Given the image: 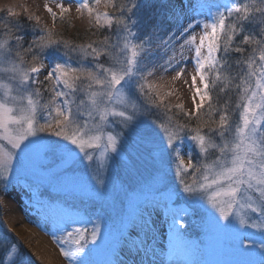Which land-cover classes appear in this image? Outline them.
I'll return each mask as SVG.
<instances>
[{
    "label": "snow or ice",
    "instance_id": "1",
    "mask_svg": "<svg viewBox=\"0 0 264 264\" xmlns=\"http://www.w3.org/2000/svg\"><path fill=\"white\" fill-rule=\"evenodd\" d=\"M55 2L59 13L46 6L53 21H66L75 4L91 17L92 35L109 31L76 44L46 26L37 28V19L35 38L27 42L22 21L3 25L0 64L11 83H0V181L46 189L71 181L83 193L71 199L101 202L92 217L67 211L57 223L69 264H87L106 235L114 238L108 264H157L152 211L161 207L176 237L183 239L193 224L202 235L212 226L264 264V0H180L171 14L170 0H160L150 17L156 21L153 31L144 36L134 27L143 8L136 0H108L112 14L96 11L101 0ZM189 67L194 111L181 106L179 122L149 78L174 71L179 79ZM220 91L239 96L238 122L232 120L230 96L221 98ZM152 109L163 110L158 125ZM185 141L198 148L195 155L181 151ZM170 175L177 184L167 183ZM160 186L169 194L163 204L155 196L148 199ZM116 192L124 194L119 206ZM56 194L55 201L76 207ZM104 204L116 210L115 218ZM204 244L201 239L188 246L199 251ZM24 256L13 244L0 264H25Z\"/></svg>",
    "mask_w": 264,
    "mask_h": 264
},
{
    "label": "rangeland",
    "instance_id": "2",
    "mask_svg": "<svg viewBox=\"0 0 264 264\" xmlns=\"http://www.w3.org/2000/svg\"><path fill=\"white\" fill-rule=\"evenodd\" d=\"M136 2L142 4L143 8L136 17L137 25L134 27L138 31L139 35L144 36L153 31V26L156 21L154 18H150L151 14L154 12L150 9L152 6L155 8L159 4L160 0H136ZM235 2L245 3L247 0H235ZM46 6H51L53 11L59 13L55 0H0V41L4 39L3 25L15 22L17 19L34 25L38 19L39 25L36 26L37 28L39 26H46L53 33L58 34L64 39L66 38L63 37L61 33L63 28H60L58 23H65L68 27L69 35H66V40L70 43L76 44L81 43L72 41L70 38L72 35L83 33L90 29H92L93 32L96 31V29L93 28L92 19L86 11H79L81 13V15L78 13L80 16L74 13V10H77V6L75 4L71 5L72 11L67 20L63 22H61L59 18L56 21H53L52 16L46 10ZM179 7L180 0H170L169 13L171 14L173 10L179 9ZM8 8L13 9L18 14L17 17H10L7 12ZM95 8L96 11L100 13L112 14L113 12V9L108 6V0H101V3L96 5ZM28 29L29 30H27V27L24 28V33L22 34L26 36V41L30 42L33 38H35L36 32L29 24ZM108 31V29H103L101 32L97 33L102 35ZM112 31L115 32L116 29L113 28ZM92 33L89 34L90 38L92 37L91 40H96V35L94 36ZM87 43H85V45ZM121 43H123V41H121ZM119 55L123 56L122 53ZM75 59L76 58L73 57V63L75 62ZM101 60L106 64L111 63V61L106 57H102ZM5 67L6 65L0 64V83H11L9 80V74L3 70ZM43 71L44 70H42V72ZM232 71H235V67ZM160 77V74H157V78H149L151 83L156 86L155 91L159 101L162 104L168 105L171 108L172 113H175L173 115V120L183 122L181 106H183V112L194 111L192 98L195 95V88L191 86V67H189V69L185 72V78H187L189 86L187 90L191 95V99H185V101L179 100V94L176 92L178 90L175 87L177 84L173 76L164 73L163 76L161 78ZM40 78L43 79L42 74ZM227 93L230 92L220 91L219 95L220 97H225ZM231 93L234 94V98L231 100V109L234 113L232 120L236 123L240 118V109L235 107L236 104L239 103V96H235V91H232ZM2 95L3 90L0 89V97H2ZM47 100L48 93L45 92L43 98L41 99V103L44 104ZM152 113L151 120L155 121L158 125L163 117V110L161 109L157 111L156 109H152ZM176 113H178V116ZM176 117H178V119ZM164 122H167L166 118L164 119ZM144 124L145 126H148L146 121ZM157 131L161 133V137H164L161 129L157 128ZM44 135L49 134L45 133ZM164 138L166 139V137ZM189 150L192 151L193 155L198 152V148L194 147L192 142L185 141L181 146V151L185 152ZM209 151L210 160L215 159L217 154L216 150L210 149ZM94 161L97 164L100 163L98 152L94 154ZM189 162L188 157L185 156V163L187 164ZM85 163L88 162L85 161ZM150 171L151 170L149 169L144 173L145 177L149 175ZM126 183L135 187V181H126ZM167 183L169 185H173L177 184L178 181L174 175H170ZM160 188L161 190L158 193L154 192L152 195L148 196V199H152L153 196H155V198L160 200L161 204H163L169 194L167 193L166 188L163 186H160ZM56 192L66 195L70 199L72 198L73 193L77 196L83 194L81 189L75 186L71 181H68L65 186L58 189H46L45 187L32 185L31 182L26 183L25 181H20V184L13 183L6 187V182L0 181V255L3 254L5 249H8L11 245L15 244L18 249L23 250L25 254V264H56L47 260V257L42 253L41 248L38 247L39 244H44L43 247L46 251H51L50 249L54 251V254L60 264H69L68 260L64 257L61 251L62 247L67 246L59 243L57 239V237L62 238L64 235L57 228V223L63 218L67 211L73 216L87 214L92 217L94 216L96 210L101 207V202L82 200L81 198L76 197L69 201V203L74 204L76 207L67 208L60 201H55L57 199ZM114 195L117 205L119 206V204L124 200V194L122 192H116ZM9 204L14 208L13 211H15V215H17L16 220L12 218L11 211L8 210ZM104 209L106 214L115 218L116 210L111 208L108 204H104ZM163 216L165 217L164 214ZM86 227L90 233L92 225L88 224ZM24 228H26L30 234L27 231H24ZM135 231H139V229L136 228L133 232ZM185 231L187 232V235L183 239L176 237L172 233L170 241L171 243H174L183 254H185L184 264H260V257L257 254L252 252H241L231 243L228 236L219 232L212 226H208L204 229V235L201 234V231L196 224L187 227ZM113 239V237L106 235V238L100 243V246L86 258L87 264H108V262L113 259ZM201 239L205 241L201 250L193 251L188 246V244L198 242Z\"/></svg>",
    "mask_w": 264,
    "mask_h": 264
},
{
    "label": "bare ground",
    "instance_id": "3",
    "mask_svg": "<svg viewBox=\"0 0 264 264\" xmlns=\"http://www.w3.org/2000/svg\"><path fill=\"white\" fill-rule=\"evenodd\" d=\"M74 13L75 14L79 13L81 15V13L77 10H74ZM165 74L171 75L173 77L175 76L174 71ZM175 82L177 84L175 87L178 90L175 91L179 94V100L185 101V99L186 100L191 99V95L187 90L189 86H188L187 78H185V74L181 76L179 79H175ZM13 209L14 208L9 204L8 210L11 211L12 218L16 220L17 215H15V211H13ZM163 211H164L163 208L155 209L152 211V220L154 221L157 229L156 241L154 244L155 250L157 252V264H159V261L161 259L165 261L168 260L169 264H173V262H175V264H184L185 254H183L182 251L178 247H176L174 243L170 242L172 237V232H168L167 230L166 217L163 216L164 214ZM24 231H27L30 234V232L26 228H24ZM43 246L44 244L38 245V247L41 248L42 253L47 257V260H49L50 262H54L56 264H60V262L58 261L57 257L54 254V251L52 249H50L52 252L48 250L46 251V249Z\"/></svg>",
    "mask_w": 264,
    "mask_h": 264
},
{
    "label": "trees",
    "instance_id": "4",
    "mask_svg": "<svg viewBox=\"0 0 264 264\" xmlns=\"http://www.w3.org/2000/svg\"><path fill=\"white\" fill-rule=\"evenodd\" d=\"M150 1H153V0H150ZM154 6H152V8L150 9V10H152V11H154ZM23 24H24V28H26L27 27V30H29L28 29V24L29 25H31L32 27H33V25L34 24H30V23H27L26 21L24 22L23 21ZM58 26H60V28L62 27L63 28V30H61V33H62V36L63 37H65L66 39H67V36H69L68 35V27H67V25L65 24V23H62V24H59L58 23ZM249 31H252L253 32V34H255V29H254V27H252V26H250L249 27ZM93 32V30L92 29H90V30H86L85 32H83V33H77L76 35H72L70 38L72 39V41H76V42H78V43H81V44H85V43H87V42H89L90 40H91V38H90V35L89 34H91ZM67 35V36H66ZM101 36V34H98L97 33V35L95 36L96 37V39L97 38H99ZM83 39V40H82ZM90 39V40H89ZM237 39H239V37H237ZM85 40V41H84ZM236 55H239V54H233V56H236ZM235 72V71H234ZM46 96V95H45ZM226 96H230V98H231V100H233V98H234V94L233 93H227V95H225V97ZM235 96H236V94H235ZM221 98H224V97H222L221 96ZM232 102V101H231ZM231 106V105H230ZM175 114V113H174ZM176 115L178 116V113H176ZM177 119H178V117H176Z\"/></svg>",
    "mask_w": 264,
    "mask_h": 264
}]
</instances>
